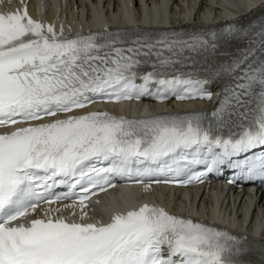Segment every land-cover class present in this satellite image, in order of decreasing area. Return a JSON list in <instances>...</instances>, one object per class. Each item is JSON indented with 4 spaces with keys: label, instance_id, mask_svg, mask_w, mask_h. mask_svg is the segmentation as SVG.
<instances>
[{
    "label": "snow or ice",
    "instance_id": "6c2138e0",
    "mask_svg": "<svg viewBox=\"0 0 264 264\" xmlns=\"http://www.w3.org/2000/svg\"><path fill=\"white\" fill-rule=\"evenodd\" d=\"M241 31L65 35L63 25L33 19L26 5L0 11V128L12 129L0 132V264H249L245 237L157 204L113 211L107 221L86 210L89 193L115 187L116 177L191 184L227 167L264 178V31L256 47L249 42L229 62L209 63ZM221 75L233 82L210 113L137 118L86 110L143 96L210 99L204 85ZM62 185L69 191L50 199ZM77 187L78 199L62 207H78L79 219L59 208L30 218L41 203L71 199Z\"/></svg>",
    "mask_w": 264,
    "mask_h": 264
},
{
    "label": "bare ground",
    "instance_id": "6f19581e",
    "mask_svg": "<svg viewBox=\"0 0 264 264\" xmlns=\"http://www.w3.org/2000/svg\"><path fill=\"white\" fill-rule=\"evenodd\" d=\"M178 1H180L182 4L179 2L172 3V7H174L175 10H173V11L170 10L169 15H172V17H173V22H172L173 25L176 26V24H179L181 26H186L184 21L187 20L188 18H190V16H191L190 13L193 11L194 7L196 5H198L199 2L196 0H178ZM166 4L167 5L169 4V0H167ZM184 9H186L189 12V14H187V15L184 14V12H183ZM198 12L199 11H196L195 15H198ZM185 15H186V18L183 19ZM204 203H205V209H208L209 207L213 206L214 200L210 197H207V198H204ZM228 204L229 203H227L226 207L228 206ZM221 205H223V202H221Z\"/></svg>",
    "mask_w": 264,
    "mask_h": 264
}]
</instances>
